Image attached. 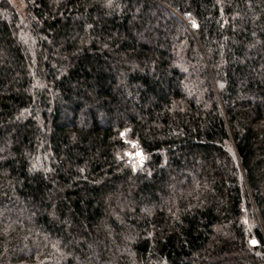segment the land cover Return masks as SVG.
Returning a JSON list of instances; mask_svg holds the SVG:
<instances>
[{
  "label": "trees",
  "instance_id": "1",
  "mask_svg": "<svg viewBox=\"0 0 264 264\" xmlns=\"http://www.w3.org/2000/svg\"><path fill=\"white\" fill-rule=\"evenodd\" d=\"M0 264H264V0H0Z\"/></svg>",
  "mask_w": 264,
  "mask_h": 264
},
{
  "label": "rangeland",
  "instance_id": "2",
  "mask_svg": "<svg viewBox=\"0 0 264 264\" xmlns=\"http://www.w3.org/2000/svg\"><path fill=\"white\" fill-rule=\"evenodd\" d=\"M129 153L133 156V157H139V154L138 153H136V151L134 150V151H129Z\"/></svg>",
  "mask_w": 264,
  "mask_h": 264
},
{
  "label": "snow or ice",
  "instance_id": "3",
  "mask_svg": "<svg viewBox=\"0 0 264 264\" xmlns=\"http://www.w3.org/2000/svg\"><path fill=\"white\" fill-rule=\"evenodd\" d=\"M253 243H255V241H253Z\"/></svg>",
  "mask_w": 264,
  "mask_h": 264
},
{
  "label": "water",
  "instance_id": "4",
  "mask_svg": "<svg viewBox=\"0 0 264 264\" xmlns=\"http://www.w3.org/2000/svg\"><path fill=\"white\" fill-rule=\"evenodd\" d=\"M139 153H140V151H139Z\"/></svg>",
  "mask_w": 264,
  "mask_h": 264
}]
</instances>
